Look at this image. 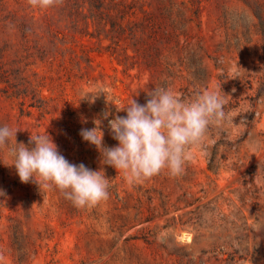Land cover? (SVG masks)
<instances>
[{
  "label": "rangeland",
  "instance_id": "1",
  "mask_svg": "<svg viewBox=\"0 0 264 264\" xmlns=\"http://www.w3.org/2000/svg\"><path fill=\"white\" fill-rule=\"evenodd\" d=\"M211 90L229 119L183 172L130 184L82 128L146 91ZM95 103L87 94L99 93ZM108 100V101H107ZM47 133L76 165L103 171L109 198L77 208L22 183L0 150V264H264V0H0V126Z\"/></svg>",
  "mask_w": 264,
  "mask_h": 264
},
{
  "label": "clouds",
  "instance_id": "2",
  "mask_svg": "<svg viewBox=\"0 0 264 264\" xmlns=\"http://www.w3.org/2000/svg\"><path fill=\"white\" fill-rule=\"evenodd\" d=\"M27 3L32 8L48 9L62 0ZM101 95L107 98L103 88L98 94H87L83 100L95 103ZM146 96L143 105L132 99L125 107L117 108L126 116L117 114L109 119L111 113L104 114L118 146H105L100 119L93 121L95 127L82 128L80 132L83 140L101 153L102 163L115 168L130 184L149 180L164 171L171 176L180 175L192 158L191 149L204 143L210 127L229 119L225 99L216 91H198L190 100H184L171 87L157 86L147 90ZM18 131L6 124L0 126V150L4 151L5 160L11 161L8 166L16 169L22 183L34 182L41 191L58 189L64 199L81 209L109 198L110 180L102 170L70 163L47 131L31 134V147L17 143Z\"/></svg>",
  "mask_w": 264,
  "mask_h": 264
}]
</instances>
